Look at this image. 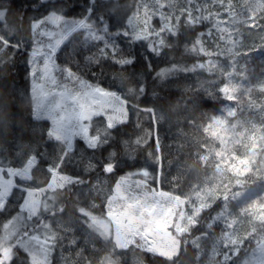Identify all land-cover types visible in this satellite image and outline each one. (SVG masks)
<instances>
[{
  "label": "trees",
  "instance_id": "obj_1",
  "mask_svg": "<svg viewBox=\"0 0 264 264\" xmlns=\"http://www.w3.org/2000/svg\"><path fill=\"white\" fill-rule=\"evenodd\" d=\"M172 1L162 0L166 6L160 11L168 13ZM152 2L0 0V10L4 12L0 18V38H8L12 44L21 46L19 50L8 47L0 52V162L18 167L21 156L26 153L31 157L39 156L38 166L47 168L50 159L65 148L49 135L47 123H39L33 116L29 81L32 21L41 22L52 14L73 23L85 19L83 24L87 22L91 31L82 27L75 30L60 45L55 58L64 57V61L61 60L64 65L86 81L127 98V121L114 130L110 142L93 153L78 139L72 152L73 161L61 168L73 178L84 179V184L70 185L71 192L57 197L66 222L80 216L79 207L97 201L92 191H88L89 183L103 176L111 185L118 173L158 169L160 175L156 183L160 190L179 199H190L198 192L213 189L221 195L198 216L197 224L180 236L178 252L172 258L130 247L119 249L111 238L106 239L94 228L87 229L81 224L74 225V233H68L60 242L53 264H63L61 252L72 264L73 250H78L77 245L69 244L73 234L78 247L84 249L82 264H103L107 260L114 264H250L249 254L264 240V213L251 210V202L258 196L264 197L261 166L262 162L264 165V87H260L264 83V33L258 35L254 28H249L237 53L207 57L185 52V45L190 47L198 32L208 30L207 25L203 23L195 29L182 27L176 37L168 38L172 46L163 48L159 54L148 52L139 44L135 49L126 47L125 54L133 51L138 54L132 63L121 71L117 65L105 62V75L93 77L92 73H99L100 66L96 62L89 66L87 58L97 53L98 44L105 47L115 44L124 30L123 27L112 30L104 11L110 15L116 14L114 8L122 11L121 23L126 26L138 8L140 14L143 13L145 4L149 9H157ZM100 3L104 9L96 12L95 7ZM172 13L179 15L180 10ZM186 16L183 11L181 20ZM153 24L159 25L160 20L154 18ZM93 34L98 35V40L89 39ZM209 59L212 60L210 65L218 69L210 70ZM201 62L202 68L187 71ZM219 67L222 68L219 70ZM141 87L143 93L139 92ZM224 87L231 89L229 95L234 96V100L226 99L221 93ZM217 116L222 117L226 129L220 148L216 147L215 139H210L211 129L206 127L209 118ZM244 129L253 134L259 145L252 163L251 150L240 136ZM155 138L159 140V149L154 144ZM112 150L116 153V171L112 176H104L103 163ZM89 160L96 163V168L85 172L84 166ZM239 163L242 168H237ZM241 191H245V195L241 193L233 198V193ZM92 210L99 213V209ZM211 217L216 218L215 222ZM3 223L4 219L0 220V232ZM197 238L196 244L193 240ZM228 238H233L240 246L235 255L232 249L228 251V261H221L226 253L223 244ZM12 264H18L15 258Z\"/></svg>",
  "mask_w": 264,
  "mask_h": 264
},
{
  "label": "snow or ice",
  "instance_id": "obj_2",
  "mask_svg": "<svg viewBox=\"0 0 264 264\" xmlns=\"http://www.w3.org/2000/svg\"><path fill=\"white\" fill-rule=\"evenodd\" d=\"M218 2L220 7L227 13V19L221 16L220 10L217 9L215 18L211 19L206 16L200 5L196 8L183 9L179 15H174L171 12L165 13L159 11L166 4L162 0H156L157 9L150 10L148 5L143 6V17H140V10L137 9L135 14V25L128 22L124 26L122 11L114 8L115 15H107V19L111 24V29L115 30L118 27H123L116 38V43L110 47H105L102 43L98 44L97 53L87 58L88 65L91 66L96 62L100 66L99 73L93 72V77H103L105 75V62L109 65H117L121 71L124 67L132 63L138 55L136 51L125 54L124 48L130 47L135 49L137 44L140 48L146 49L153 54H159L165 47H171L169 37H176L180 29L190 28L195 29L197 25L203 24L206 21L209 28L206 32H198L191 46L185 45V52L197 56L211 57L220 54L221 42L225 45H235L238 41L234 38V28L230 26V22L234 21L236 15L239 14L238 8L242 9V5L234 4L233 0H213ZM264 3V0H261ZM188 5L193 3V0H186ZM104 6L100 3L95 7L96 12H101ZM187 11V16L181 20L183 11ZM199 11V15H194V12ZM158 16L159 25L152 24V20ZM142 19V22H141ZM51 26V28L49 27ZM62 25L55 20L51 22L45 21L41 24L39 21L31 22V30L33 33V45L31 48V72L34 79L32 96L34 98L43 97V89H38L37 85L51 84L56 85L57 64L55 57L60 45L66 39V31H61ZM88 31L87 22L81 25ZM215 29V31H213ZM47 37V42L45 41ZM53 37H57L53 42ZM207 37V39H205ZM89 39L98 40V35L93 34ZM12 47L17 50L21 48L20 44H12L8 38H0V52H4L5 48ZM209 65L212 63L208 60ZM203 67V62L199 65L190 66L187 71H195L197 68ZM64 72L66 80L70 81L73 86L79 85V88L74 87L73 91H69L67 84L64 90L58 94L62 97H67L72 104L76 105L81 112L95 113L89 117L79 116L75 121L79 124L78 134L87 145V147L96 153L101 147L107 145L113 138L114 130L121 124H124L126 116L109 122L108 111L104 109L105 105L110 104V111L116 112L117 105L114 103L117 98L127 103V98L112 91L110 88L100 84H93L80 78L79 74H74L68 69H61ZM144 89L139 88V92L143 93ZM231 89L224 87L221 93L226 99L234 100L235 97L229 95ZM76 111V109H73ZM129 111V109H127ZM95 123L98 128H103L105 131L94 132L92 124ZM207 128L211 129L210 139L217 141L216 147L220 148L224 144L226 129L222 124V117H210ZM54 135V132L49 133ZM57 140H64L66 148L50 159V163L46 168L48 176L43 183L38 182L34 169L39 170V156H32L26 161V166L14 167L6 166L0 162V213L6 217L0 232V264H12L15 258L18 264H53V257L57 251V247L61 241L66 238L68 233H74V225H84L87 229L97 228L101 233L113 226H118L124 235H140L147 243H152V237L166 231H171L177 223V213L180 211L178 205L170 199H165L163 192L157 193L152 191L151 194L146 191L147 180L151 178L154 182L158 180L160 172L155 169L152 172L141 170L138 173H131L128 176L119 180V182L110 188L106 195L103 196L102 202L97 204L92 201L87 207L81 206L78 208L80 216L70 222H66L61 215L64 209L59 207L57 197L64 193L71 192L70 185L84 184L82 177H71L61 171L67 163L73 161L72 152L73 144L70 134H66L65 125L61 124L60 132L55 134ZM139 142V141H137ZM157 149H159L158 138L154 139ZM207 148L208 145H205ZM219 154V153H218ZM116 153L114 150L109 151L107 160L103 163V172L111 175L116 171ZM219 162V161H218ZM96 163L89 160L84 171H94ZM243 174L247 175L246 172ZM107 175V176H108ZM136 175L141 179H132ZM99 179V178H98ZM66 189V191H60ZM103 184L99 188H94L95 191H102ZM88 191H93L89 188ZM240 193H233V198ZM228 199L227 196L224 198ZM264 197H256L251 202L252 211H260L264 213V203L260 201ZM93 208H99V213L94 212ZM210 219L215 222L216 218ZM223 220L224 218L221 217ZM194 226V225H193ZM225 227H228L225 221ZM70 245H77L78 250H73L74 255L72 264H82L85 259L84 249L78 247L77 237L73 234L69 239ZM23 252L24 256L20 253ZM79 257V259H76ZM63 264H69V260L63 256L61 252ZM229 260V256L225 257ZM234 264V262H233ZM250 264H264V258L260 262L251 261Z\"/></svg>",
  "mask_w": 264,
  "mask_h": 264
},
{
  "label": "rangeland",
  "instance_id": "obj_3",
  "mask_svg": "<svg viewBox=\"0 0 264 264\" xmlns=\"http://www.w3.org/2000/svg\"><path fill=\"white\" fill-rule=\"evenodd\" d=\"M224 2L226 4L227 0H224ZM152 3H153L152 5H154L156 3V0H153ZM233 3L234 4L239 3V5H242V9L238 8L239 14L235 16L234 21L230 22V26L233 27L235 30L233 33V36L234 38L237 39L238 42L235 45H225L223 44V42H221L220 54L222 56H227V55H230L231 53H237L240 50V48H242L244 37L250 32L248 30L249 28H254L256 31V34L258 35H261L264 33V3H262L261 0H233ZM170 4L172 5L171 8H169L170 9L169 12L171 13L175 9L180 10L181 12L183 9L196 8L197 5H200L203 13L206 16H209L211 19L215 18V13L217 9L220 10L221 16L224 19H227V13L224 11L223 8L220 7L218 2L214 3L213 0H193V3L191 5H188L186 3V0H174ZM150 10H156V9L153 7ZM184 12L187 13L186 10H184ZM199 14H200L199 11L194 12V15H199ZM3 15H4V12L0 10L1 19ZM140 17L141 18L143 17V13L140 14ZM52 20H55L57 23L62 25L60 30L66 31V37H68L75 30L80 29L81 25L85 21V19H83L81 21H77L76 23H73L72 20L62 19L59 15L52 14L47 19L41 22L39 21V22L43 24L45 21L51 22ZM129 22H131L133 25H135L136 23L134 18L131 19ZM141 22H142V19H141ZM151 23L153 24V20ZM205 24L209 28V24L207 21L205 22ZM49 27L51 28V26ZM213 31H215V29H213ZM56 38L57 37H53V42ZM44 39L47 42V37H45ZM205 39H207V37H205ZM30 56H31V53H30ZM61 60L64 61V57L59 56V59L55 58V61L57 64V75H56L57 83L56 85L53 86L51 84L48 85L44 83L37 85L38 89H43L44 94L42 98H34L32 96L34 79H33V75L31 72V63H30V74H29L30 80L29 81H30V88H31V96L33 99V116H34V119L38 121L39 123H47V128L50 133L54 132V135L52 136L55 139H56L55 134L60 132L61 124H64L65 132L66 134H70L72 144H73V149H74L75 147H77V140L78 139L82 140V138L78 134L79 124L75 120L79 116H81V114H83V116L85 117H89L91 115H94L95 113L91 112V110L82 113L81 110L78 109L76 105L72 104L71 101L67 97H62L61 95L58 94L59 91L64 90V86L66 84H67L69 91H73L74 87L76 89L79 88V85L73 86L70 81L66 80L65 74L64 72L61 71V69H68V68L67 66L64 65V63ZM29 62H30V59H29ZM213 66L214 65H209L210 70H212V68L218 69ZM221 68L222 67H219V70ZM73 73L78 74L75 72ZM80 78L84 79V77L81 75H80ZM260 87H264V83H262ZM114 103H116L117 105L115 113H112L110 111V108H111L110 104L104 106V109L108 111L110 124L111 122L126 116L125 102L117 98V100ZM73 109H76V111H73ZM126 119H127V116H126ZM92 129L94 132L103 133L105 131V129L103 128H98L95 123L92 124ZM240 136L242 137L244 143L248 144L251 150V153L249 155V160L252 163L255 157L258 155V151H257L259 150L258 142H256V139L253 136V134L247 133L245 129L241 131ZM58 141H60L66 148L64 140L61 139ZM30 158H31L30 155L24 153L23 156H21L22 161L19 163L18 167L26 166V161ZM263 160H264V155H263ZM262 164L261 166L263 167V171H264V165ZM38 168L39 170L34 169V172H35L36 177H38V182L43 183L46 180V177L48 176V174L46 173V168L39 167V166ZM237 168H242V164L241 163L237 164ZM138 172L140 171L134 172V174ZM103 174L104 176L108 175V174H105L104 172ZM112 174H114V172ZM112 174L108 176H112ZM129 174L131 173H128V174L118 173L115 177L114 183L111 185L109 184L107 180H104L105 177L103 176L102 178L100 177L99 179L98 178L95 179V181L93 180V183L92 182L89 183L91 185L90 187L93 188V191H92L93 197L97 198L96 203L100 204L102 202L103 196L107 194L108 190L114 187V185H116L120 179L128 176ZM139 178L140 177L136 175L132 176L133 180L139 179ZM140 179L143 182V178L141 177ZM101 184H103L102 191L100 192L95 191L94 188H99ZM64 190L65 189H63V191ZM224 190H227V187L224 188ZM146 191H148L149 194H151L152 191H155L157 195L162 192L160 190L159 185L150 179L147 180ZM237 193H240V195H242L243 193H246V192L241 191ZM220 196H221L220 192H216V189L198 192L190 199H179L170 194H165V199H170L173 203L178 205L180 209V211L176 214L177 223L171 231H166V232L153 235L152 243L150 244L147 243L146 240L140 235H127L126 236L122 234V230L118 226H113L110 229H106L103 233H101V231H99L97 228H94V229L102 237L106 239L111 238L112 241L115 243L116 247L119 249L130 247V248L139 249L147 253L160 255L166 258H172L178 252L180 236H182L185 233H188L189 228L197 224L198 216L204 210L208 209L213 204V202ZM96 209H99V208H96ZM3 219L5 222L6 217L4 216L3 213H0V220L3 221ZM198 241H199V238L193 240V242L196 244L198 243ZM223 246L226 247L224 249L226 250V253L222 257L221 261L225 259L230 249H232L233 254L235 255L238 252V249H239L238 247L240 246V244H236V242H234V239L232 238L224 242ZM249 258L251 259V261H257V262H260L261 259L264 258V240H262L259 244L256 245L254 251L249 254ZM103 264H114V263L111 262L110 260H107Z\"/></svg>",
  "mask_w": 264,
  "mask_h": 264
}]
</instances>
